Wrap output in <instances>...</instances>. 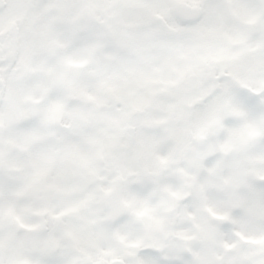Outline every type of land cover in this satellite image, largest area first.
I'll list each match as a JSON object with an SVG mask.
<instances>
[{
    "label": "snow or ice",
    "instance_id": "snow-or-ice-1",
    "mask_svg": "<svg viewBox=\"0 0 264 264\" xmlns=\"http://www.w3.org/2000/svg\"><path fill=\"white\" fill-rule=\"evenodd\" d=\"M0 264H264V0H0Z\"/></svg>",
    "mask_w": 264,
    "mask_h": 264
}]
</instances>
